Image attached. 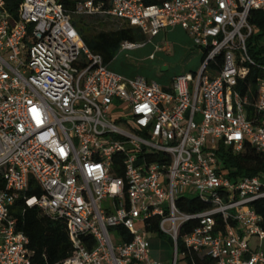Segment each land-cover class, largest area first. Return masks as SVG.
Returning a JSON list of instances; mask_svg holds the SVG:
<instances>
[{
    "label": "built area",
    "instance_id": "2783aa9c",
    "mask_svg": "<svg viewBox=\"0 0 264 264\" xmlns=\"http://www.w3.org/2000/svg\"><path fill=\"white\" fill-rule=\"evenodd\" d=\"M150 1L80 0L74 12L113 17L150 39L184 30L200 63L167 88L111 71L57 0H19L16 19L0 0V264H32L28 237L10 214L19 199L65 223L73 250L58 264H163L150 258L153 217L172 240L170 264L181 227L192 222L183 257L264 264V229L252 207L264 198V172L232 181L217 155L220 146L240 153L245 143L264 153V63L248 47L259 31L251 11L264 12V0ZM144 45L125 41L120 50ZM252 70L253 102L249 83L238 90ZM249 106L258 119H248ZM36 187L40 196L27 194ZM191 190L208 208H178ZM120 226L129 241L112 235Z\"/></svg>",
    "mask_w": 264,
    "mask_h": 264
},
{
    "label": "trees",
    "instance_id": "16d2710c",
    "mask_svg": "<svg viewBox=\"0 0 264 264\" xmlns=\"http://www.w3.org/2000/svg\"><path fill=\"white\" fill-rule=\"evenodd\" d=\"M62 4L67 13L75 15L76 4L80 0H57ZM105 5H108L109 0H103ZM157 0H152L148 3H156ZM19 0H6V8L13 16L17 18V8ZM78 16V15H77ZM88 17H109L103 15H91ZM71 19V18H70ZM118 20V19H117ZM120 21V20H119ZM72 22V21H71ZM83 26L76 28L85 45L94 53L99 54L104 64L111 63L115 58L117 52L120 50L122 42H144L145 36L139 29L124 25L117 29L96 31L89 27L84 19L79 20ZM250 22L255 24L259 31L249 39L248 47L250 55L257 61L264 63V47L260 45V37H264V12L259 10L251 11ZM259 73L257 70H252L251 74L239 82L238 90L241 94L247 89V83L251 85V92L249 100H255L256 81ZM172 80V78H171ZM155 81V80H154ZM171 83V82H170ZM167 88V87H165ZM260 115L256 114L249 106L247 107V117L250 120L258 119ZM219 159L223 164V171L225 177L235 181L243 176H254L264 172V153L257 151L249 144H244V150L240 153H234L230 148L220 146L217 153ZM28 195L35 194L40 196L41 189H29ZM178 208L184 212L203 211L208 208V205L197 198H181L177 201ZM255 212L260 216V226L264 229V198L259 199L252 204ZM11 216L15 219L17 231H21L28 237V250L30 252V261L32 264H58L67 258L72 250V244L68 236L67 227L64 222L55 220L35 207H27L23 204L21 199L17 200L10 209ZM196 225L195 222L187 223L180 229L177 239V251L182 253L184 251L181 237L189 232L192 227ZM111 232L122 237L123 241H129L131 236L123 227H115L110 229ZM146 231L150 236L157 238H165L166 236L160 232L158 228V218L153 217L149 224L146 225ZM83 244L87 247L93 246V240L82 237ZM168 243L172 246L171 238H167ZM183 259L185 264H213V260L209 257L199 256L196 252L187 253Z\"/></svg>",
    "mask_w": 264,
    "mask_h": 264
},
{
    "label": "rangeland",
    "instance_id": "374dc122",
    "mask_svg": "<svg viewBox=\"0 0 264 264\" xmlns=\"http://www.w3.org/2000/svg\"><path fill=\"white\" fill-rule=\"evenodd\" d=\"M68 14L71 18V21L75 23L76 28L83 26V24L79 22L80 18L84 19V22H86V24L89 27H92V29L96 31H99L101 29H105V30L117 29L124 25L123 22L113 17H88L86 15H81L77 13H75V15L70 14V13ZM166 37L167 36H165L164 39L171 41L173 44L172 51L170 53L165 54L160 50H156L155 60L150 59L148 54L154 51V46H153V43L150 41V38L148 36H145V39L143 41L146 44H148L145 47L139 50H136V51H129L127 49H122L117 52L118 55L117 54L116 55L119 56L118 57L119 60L123 58H127V57L131 58V61L129 63V67L127 68V70H119L116 68L117 67V64H116L117 57L112 61L109 69L113 72L123 71L122 75H124L127 78H130L136 73L142 76L153 77L156 80V82L160 84V82L158 81H161L160 80L161 75H166L165 77L169 76L168 81H170L171 80L170 78H172L173 76L184 73L188 71L189 69L191 70L192 67L195 68L198 62L200 63V59H201L200 52L197 50H194L191 52V41L188 36H186L184 33L178 32V33L172 34L171 36L167 38ZM162 63H166L168 65V71L163 69L164 71H166V72H163ZM195 70H192V71H195ZM186 196L189 199H193L197 197V192L195 190H191L189 193H187ZM102 205L104 207L109 206L110 200L109 199L103 200ZM112 235L117 238L115 233L112 232ZM165 236L166 237L161 238V240L166 242L168 236L167 235ZM151 238L152 240H158L157 237L155 236ZM251 244L253 243L251 242ZM253 245H255V243ZM171 261H172V253H171V256H168L166 259H164L162 263L170 264ZM176 264H185V260L183 259V256L180 252L178 253Z\"/></svg>",
    "mask_w": 264,
    "mask_h": 264
},
{
    "label": "crops",
    "instance_id": "0c3cea01",
    "mask_svg": "<svg viewBox=\"0 0 264 264\" xmlns=\"http://www.w3.org/2000/svg\"><path fill=\"white\" fill-rule=\"evenodd\" d=\"M178 32L179 33H184L186 36H188L187 33L184 30H182L179 26H174V27H171V28H167L166 30H162L156 36L152 37L150 39V41L153 43L154 51L150 52L148 54L149 58H150L151 55H154L153 60H155V57H156L155 51L156 50H160V51H162L165 54L170 53L172 51L173 44H172L171 41L164 39V37L165 36L169 37L172 34H175V33H178ZM190 41H191V39H190ZM146 45H148V44L145 43L144 46L136 48V49H132V50H129V51L139 50V49L145 47ZM194 50H197V49L194 48V46H193V44L191 42V52L194 51ZM117 55L115 56V58L117 57V61H116L117 67L116 68L119 69V70H127V68L129 67V63L131 61V58L127 57V58H123V59L119 60V58H118L119 56H117ZM111 63L107 64L108 68L110 67ZM162 65H163L162 66V70H163V68H167L166 71H168V65L166 63H162ZM198 66H199V62H198V64H196L195 68L192 67L191 70L189 69L188 71L195 70L196 67H198ZM166 71L163 70V72H166ZM188 71H186V72H188ZM114 72H116V71H114ZM122 72H116V73L119 74V75H122ZM137 75L138 74L136 73L135 75L131 76L130 78H133V77H135ZM122 76H124V75H122ZM165 76L166 75H161V77H160L161 81H158V82H160L161 86L168 87L170 85L171 80L168 81L169 80V76L168 77H165ZM144 77L149 79V80H155L153 77H148V76H144ZM151 237H153V236H151ZM157 239L158 240H152V238H151L150 258L153 259V260H158V261L162 262L168 256H171V246L168 243V241L165 242V241L161 240V238H157ZM251 242L253 244L255 243V245L251 244ZM257 243H258L257 238L253 237V238L250 239V247L252 249H254L257 246ZM166 264H169V263H166Z\"/></svg>",
    "mask_w": 264,
    "mask_h": 264
},
{
    "label": "bare ground",
    "instance_id": "6f19581e",
    "mask_svg": "<svg viewBox=\"0 0 264 264\" xmlns=\"http://www.w3.org/2000/svg\"><path fill=\"white\" fill-rule=\"evenodd\" d=\"M164 70H166L167 68H163Z\"/></svg>",
    "mask_w": 264,
    "mask_h": 264
}]
</instances>
